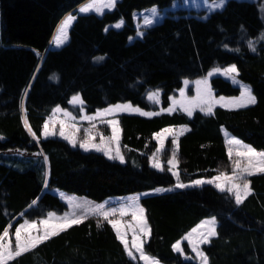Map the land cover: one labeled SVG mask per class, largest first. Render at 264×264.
I'll list each match as a JSON object with an SVG mask.
<instances>
[{
  "label": "trees",
  "instance_id": "obj_1",
  "mask_svg": "<svg viewBox=\"0 0 264 264\" xmlns=\"http://www.w3.org/2000/svg\"><path fill=\"white\" fill-rule=\"evenodd\" d=\"M18 1L0 0V151L39 150L42 155L0 153V233L6 227L13 230L23 219L64 212L66 203L53 187L101 201L229 173L232 160L223 128L264 150V21L258 9L263 0H226L203 18L177 7L132 39L134 11L166 7L173 0H117L100 15L77 11L86 0H53L49 29L66 14L74 19L67 41L48 47L42 57L29 46L12 43L7 13ZM118 20L119 28L111 26ZM230 64L236 66L238 79L250 86L254 104L215 106L211 113L193 110L189 115L158 111L147 97L158 90L165 108L184 79ZM209 84L217 95L237 96L240 91L220 76L211 77ZM75 95L87 113L117 102L154 112L116 115L123 162L80 150L57 136L42 137L53 108L75 112L70 102ZM167 125L187 128L177 136L175 147L170 138L165 140L156 169L149 164L157 149L154 134ZM174 152L176 177L168 164ZM247 179L251 194L240 204L232 193L211 184L141 197L150 230L144 252L165 264H199L184 259L173 244L200 220L213 216L217 235L201 245L207 264H264V173ZM182 246L190 253L185 242ZM10 264L143 263L128 255L108 220L90 215Z\"/></svg>",
  "mask_w": 264,
  "mask_h": 264
},
{
  "label": "rangeland",
  "instance_id": "obj_2",
  "mask_svg": "<svg viewBox=\"0 0 264 264\" xmlns=\"http://www.w3.org/2000/svg\"><path fill=\"white\" fill-rule=\"evenodd\" d=\"M52 1L53 0H43L40 2V4H36L35 0H19L8 10V13H7L8 27H9V33H10L13 44L29 46L33 48L35 52L38 55H40V57H42V55L44 54L45 50L48 47H59L67 41L68 29H69L71 21L69 22L67 28L65 29L66 39H64V42L59 45L56 43L57 37L60 36L61 26L63 25L65 20L69 16L72 17V15L71 14L64 15L60 19L58 24L55 26V28L49 29L47 20H48L50 11H51ZM225 1L226 0H224V2ZM98 2H104V0H98ZM90 3H92V0L84 1L82 4L78 6L77 11L81 12L80 9ZM217 3H219V0H173L170 3V5L166 7L158 8L156 6H148L140 10H136L133 12V24L135 27V35L131 37L130 39L141 36V34L144 32V29L146 27L154 23H157L158 21H160V19L165 14L169 12H174L177 7H184L185 10H187L188 12H193V14L203 18L210 11L221 8V7H216ZM112 8L104 7L102 9V13ZM153 9H155V14H153ZM258 9H259L260 17L264 21V0L258 5ZM89 12H93L97 15L102 14L100 12L95 11L94 9L90 10ZM146 21H151V23H146ZM117 24L121 25L122 20H118L112 23L111 26L115 27V25ZM231 66H233V64H230L224 67H213L204 76L197 77L195 79H184L182 81L181 86L176 90V94L170 98L169 104L165 108L161 107L160 99H159L160 94L158 90L148 92L147 97L157 105L158 111L180 110V111L189 113L188 110H191V112L193 110H198L203 113H209L207 110L209 105H211V109H213L215 106H222L226 108L241 107L239 106L240 103H243L244 106L248 105L250 103H247L246 99L244 101H241V97H242V94L245 93L246 89L250 91V86L247 83L242 82L241 80L238 79L237 72L225 74V70L230 68ZM214 76H220L230 81V83H232L233 85L238 86L240 90L239 94L237 96H225V95L215 94L213 90L210 88V84H209L210 78ZM198 81H206L207 83L206 85L204 83L198 84L197 83ZM209 90H210V95H209ZM153 93H156L158 95L152 96ZM251 95L253 96L252 93ZM76 96L78 95H75L73 97H76ZM150 96H152V98H150ZM73 97H71L70 102L72 106L77 107L75 112H72L68 109H64L61 107L53 108L51 114L46 118L44 122L42 131H41L42 137L57 136L67 141L71 146L78 147L80 150H83V151H94V152L101 153L108 159H110L109 155L115 156L116 149L119 148V141L117 143L115 140L110 139L113 136V131H112V125L109 124L108 121H115L117 123V127L119 129V138H120V128H119L118 118L116 116L118 113L120 112H129V113H138V114H141V113H152L153 114L154 113L153 111H150V110L149 111L143 110L142 108L136 105H132L129 102H117L105 108L96 109L94 112L87 113L82 108V102H77V103L72 102ZM230 102H235V103H230ZM115 105H131L132 108L139 109V111L129 110V111H117V112H112V113L105 112L106 109H109ZM100 113H103V114L98 115ZM46 124L48 126V131L50 133L47 136L44 135ZM186 128H187L186 125H167L161 128L159 131H157L154 134L155 139L157 141V149L149 157L150 166L154 167L153 164L158 163L159 167H154V168L156 169L160 168V161L158 159V153L163 148L165 144V140L167 138H170L172 143L175 140V143H173V147H175L177 136L180 133H182L184 130H186ZM165 129H171L172 131L168 133L164 131ZM61 131H63V135H61ZM222 132H223V136L225 138V142L227 145L228 154H229V147H230V145L228 144L229 139L234 138L241 142V145H231V147L233 148V153L231 157L232 169H233V161L237 159H243L242 157H238L236 155V151L238 149L240 151H243L242 146H250V145L241 141L239 138L235 137L234 135L229 133L224 128L222 129ZM158 133L162 134L159 139L157 138ZM66 136L68 137V139L65 138ZM85 141H88L87 150H85V148L80 146ZM92 145H100L101 148L104 150L97 151L96 148L93 147ZM105 150L109 152V155L105 154ZM255 150L257 152H264V150H258V149H255ZM1 152L6 153V154H9V153L20 154L23 156L42 155V152L39 150L20 151L18 149H6L3 151H0V153ZM120 155L122 156L121 153ZM154 156L156 158L155 161L153 160ZM172 158L173 156H171L169 160H171ZM112 160L121 161L119 158H115ZM175 165H176V162H175ZM169 168L171 169L170 170L171 173L176 177L177 176L176 168L170 164H169ZM220 174L221 173H218L211 177L196 178L188 182L176 181L175 184L170 185V186H156L151 189L136 191V192L122 194V195H110V196L105 197L101 201H95L86 196L78 195L72 192H67L62 189L53 187L51 188V191L55 193L60 199H62L66 203V206H67L66 210L60 214L54 213V212H48L46 216L36 219V220L23 219L16 227H19V225L24 224L25 221H28L29 223L35 222L37 224V228L42 232L46 227L49 230L58 229V227L62 223V221L59 218H62L65 216L69 218L68 223L73 224L72 223L73 217L80 220L90 215L104 217L103 213H109L110 215L108 217V221L109 220L116 221L120 226L121 232L127 233L126 240L129 243V248L133 252V256L131 257L138 259L143 264H145V261L140 259V254L136 252L135 249L131 248V242L133 239L134 230H135V234L137 235V239L145 240L147 238L139 234L138 227H135V228L130 227V226H136L139 224V220L134 219L132 213L137 212V217L139 216V213L137 210L138 208H143V206L140 203V198L146 195H151V194H156V193H160L164 191L173 190L176 188H181L177 186L179 184H183L185 185V187L200 186L202 184H211L214 187H216L217 183H224L223 181L215 180V178L219 176ZM226 174L231 176L232 171ZM197 180L205 181V183L196 185L194 184V181H197ZM207 181H213V182L208 183ZM224 186L226 190L227 187L230 185L224 184ZM232 194L234 196V199L236 200L235 194L234 193ZM122 209L126 213L123 216L120 215V211ZM50 214L52 215L50 216ZM213 218H214L213 216H208V217L203 218L195 226H193L190 230H188L181 238H179L177 241L174 242L173 246L179 242L180 248L182 249V251H179V252L184 259L195 260L196 262L201 264L200 257L193 250L192 245L189 243L187 239H185V237H187L188 234L192 232L194 228H197L198 225H201L202 222L212 220ZM144 219L146 220L145 213H144ZM44 220H48L49 223L47 225H43L39 223L40 221H44ZM147 226H148V223H147ZM215 227H216V224H215ZM15 228L13 230H9V238L12 241L13 248L15 245V235H14ZM206 230H207V226H205V228L199 229L197 233H194L192 237L193 241L198 242L200 239L199 233L204 232ZM114 231L116 232L115 229ZM26 233H36V230L27 229ZM36 234H39V233H36ZM183 242L186 243V246L188 247L190 253L187 254L184 252L183 246H182ZM201 245L202 244H198L200 251H202ZM126 252L128 253V251ZM146 255L158 261L159 264H165L149 254H146Z\"/></svg>",
  "mask_w": 264,
  "mask_h": 264
},
{
  "label": "snow or ice",
  "instance_id": "obj_3",
  "mask_svg": "<svg viewBox=\"0 0 264 264\" xmlns=\"http://www.w3.org/2000/svg\"><path fill=\"white\" fill-rule=\"evenodd\" d=\"M116 0H104V2H98V0H92V3L82 7L80 9L81 12H89L90 10H95L97 12L102 13V9L104 7L107 8H112L115 6ZM224 3V0H219V3L216 4V7H222ZM153 14H155V9H153ZM74 19L73 17L69 16L63 25L61 26L60 29V36L57 37L56 43L62 44L64 42V39H66V32L65 29L67 28L69 22ZM146 23H151V21H146ZM121 25L117 24L115 27L119 28ZM255 50V49H253ZM237 69L236 66L233 65L230 68L225 70V74L229 73H236ZM198 84L204 83L206 85V81H198ZM158 95L156 93H153L152 96ZM209 95H210V90H209ZM150 96V98H152ZM223 99V98H221ZM246 99L247 103L254 104L255 103V97H253L250 93L249 90H245V93L242 94L241 101H244ZM73 103L81 102L80 97L76 96L73 97ZM230 103H235V102H230ZM239 106H244L243 103H240ZM139 111V109H134L132 108L131 105H115L109 109H106L105 112L107 113H112V112H117V111ZM208 112L211 113V105L208 106ZM189 111V115H191V110ZM103 113H100L98 115H102ZM141 115H152V113H141ZM25 123H27L25 121ZM109 124L112 125V131H113V136L110 138L111 140H115L117 143L119 141V129L117 127V123L115 121H108ZM30 130V129H29ZM165 132L170 133L172 130L171 129H165ZM48 131V126L47 124L45 125V131L44 135L47 136L49 135ZM61 135H63V131H61ZM162 134L158 133L157 138L159 139ZM68 139V137H65ZM175 143V140L173 141ZM228 144L230 145L229 147V157L231 159L232 153H233V148L231 145H241V142L232 138L229 139ZM81 147L85 148L87 150L88 148V141H85L80 145ZM93 147L96 148L97 151H102L104 149L101 148L100 145H92ZM243 151H240L239 149L236 151V155L238 157H242L243 159H237L233 161V169H232V174L231 176L227 175L226 173H221L219 176L215 178L216 181H223L224 183H217L216 187L219 188L221 191L225 190L224 184H229L230 186L227 187V191L230 193L235 194L236 198V203L240 204L243 202V199L246 198L248 195L251 194V186H250V181L247 179V177L255 175L257 173H264V152H257L255 149H253L250 146H242ZM159 151V150H158ZM105 154L109 155V152L105 150ZM110 159H115L119 158L121 162H123V157L120 155L119 148L116 149V155L111 156L109 155ZM155 156L153 157V160L155 161ZM175 152L173 153V158L168 161L170 165L175 167ZM154 167H159L158 163L153 164ZM171 170V169H169ZM176 174V173H174ZM208 183H212L213 181H207ZM202 183H205V181L202 180H197L194 181V184L200 185ZM178 187H185L183 184L177 185ZM138 213L139 216L137 217V212H133V218L139 220V224L136 226H130V227H138L139 228V234L142 235L143 237H148L150 235V230L148 229L147 226V221L144 219V209L143 208H138ZM126 213L122 209L120 211V215L123 216ZM52 214H50L51 216ZM104 219L108 220L109 213H103ZM62 223L58 227V229H51L49 230L47 227L41 232L37 228V224L35 222L29 223L28 221H25L24 224L19 225V227L15 228V245L13 248L12 241L9 238V228L6 227L3 233H0V264H10V261L15 260L16 258L22 256L25 253H28L38 247L40 244L44 243L48 239H50L54 235H58L59 231H63L66 229V227H70L71 224L68 223V217H62L59 218ZM79 222V220L75 217L72 219V223ZM109 223L112 224V227L116 230L117 238L120 239V241L124 244V247L126 251H128L129 256H133V252L129 248V243L126 240V235L127 233L124 232L122 233L120 230V226L116 221L109 220ZM40 224L47 225L49 223L48 220L40 221ZM215 218L212 220L204 221L202 222L201 225H198L197 228H194L192 232L188 234L185 239L189 241V243L192 245L193 250L197 253V255L200 257L201 264H207V256L204 255L202 251H200L198 244H204L209 242V238L212 236L217 235L216 229H215ZM99 226V225H98ZM207 226V230L204 232H200V239L198 242H194L192 237L194 233H197L199 229L205 228ZM10 227V226H9ZM27 229H35L36 233H26ZM143 245H144V240L143 239H137V235L135 234L134 230V235L133 239L131 242V248L135 249L136 252L140 254V259L145 261V264H159L158 261L154 260L151 257H148L143 250ZM176 251H182L180 248L179 242L173 246Z\"/></svg>",
  "mask_w": 264,
  "mask_h": 264
}]
</instances>
